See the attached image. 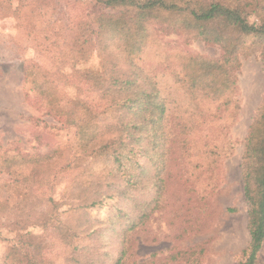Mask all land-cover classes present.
Instances as JSON below:
<instances>
[{"label":"trees","instance_id":"1","mask_svg":"<svg viewBox=\"0 0 264 264\" xmlns=\"http://www.w3.org/2000/svg\"><path fill=\"white\" fill-rule=\"evenodd\" d=\"M70 2L81 1L42 0L46 12L52 4L53 19L46 24L51 33L48 43L36 45L45 52L56 50L48 57L54 70L26 68L24 83L34 95V104L53 119L60 118L58 124L72 131V140L42 156L19 152L4 155L1 164L7 169L23 167L27 171L26 176L16 180L29 185V199L35 197L32 188L42 187L45 197L61 172L80 169L78 189L66 209L70 216L76 217L75 224L63 222L54 228L61 234L65 247L64 264H120L130 235L163 201L173 146L189 155L191 134L199 131L190 119L205 116L206 105L220 100L207 118L224 117L217 113L231 103L225 99L236 90L238 54L247 36L262 39L264 73V0H82L86 15L76 24L75 35ZM251 16L258 17L260 22L250 23ZM155 26L184 36L189 34L222 51L218 59L182 53L178 62L181 68L172 72L170 68L177 63L170 61L165 65L174 83L187 94L188 103L181 113L171 108L175 103L161 93L155 77L140 65L145 50L154 43L150 31ZM93 57L98 63L91 66ZM67 70L72 73L65 74ZM56 75L77 82L87 80L102 104L101 110L93 107L83 97L82 90L69 82L66 84L69 94L58 100L57 95L65 84L57 85L56 79H52ZM211 123L209 120L205 124ZM241 180L249 242L237 264H259L264 243V102L244 139ZM117 198L125 202L127 224L112 228L117 252L114 259L79 245L74 247L72 239L99 234L92 215L94 208L105 200ZM47 205L51 210L58 207L50 198ZM110 221L115 224L117 214ZM5 259L2 264H33L36 260L20 258L12 263L13 259Z\"/></svg>","mask_w":264,"mask_h":264},{"label":"rangeland","instance_id":"2","mask_svg":"<svg viewBox=\"0 0 264 264\" xmlns=\"http://www.w3.org/2000/svg\"><path fill=\"white\" fill-rule=\"evenodd\" d=\"M80 1L69 5L74 35L77 34L76 24L86 15V6ZM42 6V0H0V264L5 262V257L13 259L12 263L23 258L29 262L36 259L33 264H64L66 258L62 254L65 247L61 234L54 228L63 222L74 225L76 221L66 209L78 189L80 169L61 172L45 197L41 186L42 191L39 186L32 188L31 194L35 197L29 199V185L16 180L26 176L27 171L21 169L23 167L7 169L1 164L4 155L19 152L42 156L72 140V131L58 124L60 118L53 119L34 104V95L24 83L26 68L54 70L48 57L56 50L45 52L36 45L48 43L51 34L46 24L53 19L52 4L47 12ZM249 22L257 24L260 19L251 16ZM150 32L154 43L145 50L140 65L155 77L161 93L175 103L171 108L181 113L188 97L170 74V71L181 68L178 63L181 54L218 59L222 51L218 46L205 44L189 34L168 32L166 27L155 26ZM261 40L253 35L243 39V48L238 54L236 90L225 99L231 103L222 106L217 113L224 117L207 118L221 100L206 105L208 112H203L205 116L190 119L199 131L191 134L189 155L173 146L175 149L164 181L163 201L130 235L120 264L239 262L240 253L249 242L241 157L249 127L264 102ZM170 61L177 65L169 71L165 65ZM97 63L98 59L93 57L90 65ZM70 73V70L65 71V74ZM52 79H56L60 87L65 84L57 95L58 100L67 96L66 84L69 82L77 85L83 97L101 110L102 104L87 80L77 82L71 77L65 80L58 75ZM184 116L187 118L188 114ZM209 120L213 123L207 126L205 123ZM49 198L55 201L57 209L51 210L47 205ZM125 209V202L118 198L102 202L92 211L99 234L72 239L74 247L79 245L92 253L107 254L113 260L117 252L112 228L126 226ZM116 214V223H109ZM39 252L40 257H37ZM259 264H264V243L259 252Z\"/></svg>","mask_w":264,"mask_h":264}]
</instances>
